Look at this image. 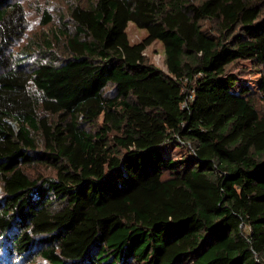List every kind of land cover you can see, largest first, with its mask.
<instances>
[{
    "label": "trees",
    "instance_id": "obj_1",
    "mask_svg": "<svg viewBox=\"0 0 264 264\" xmlns=\"http://www.w3.org/2000/svg\"><path fill=\"white\" fill-rule=\"evenodd\" d=\"M67 16L61 55L18 53L23 4L0 0L3 256L264 264V75L255 93L231 71L264 66V0H74Z\"/></svg>",
    "mask_w": 264,
    "mask_h": 264
},
{
    "label": "rangeland",
    "instance_id": "obj_2",
    "mask_svg": "<svg viewBox=\"0 0 264 264\" xmlns=\"http://www.w3.org/2000/svg\"><path fill=\"white\" fill-rule=\"evenodd\" d=\"M21 3L25 10L27 27L24 36L17 41L13 47L14 52L19 53L22 50H26V47L29 46L35 47L36 50L38 48L36 45L43 44L42 41L48 40L50 43H44L42 48H48L47 45H50L52 48L50 52L61 55L63 52L61 49L63 41H56L54 34L59 30L61 21L65 22V24L68 23V7L74 3V0H21ZM44 11L51 16V21L47 24L42 23V14ZM205 27H208V23H205ZM126 35L129 43L134 44L140 42L146 36V32L143 29L137 28L132 23H128ZM37 53L38 52H35V55L33 56L34 58L37 57ZM143 54L148 63H151L160 70L166 72L165 56L160 42L154 41L144 50ZM231 71L240 76V78L244 80L248 86L255 91V93H257V83L261 75H264V66H255L250 61L244 60L234 63L231 66ZM256 97L257 107L261 113H264V104L259 101V96ZM172 152V150H169V154ZM27 172L33 178L36 176L41 177L53 175L51 170L41 165H34L27 168ZM3 255L4 253L2 252V249H0V264H21L20 262L17 263V261L13 263L10 259H6L7 256L5 258ZM39 262L40 261L36 259L31 264H39ZM26 264H28V262H26Z\"/></svg>",
    "mask_w": 264,
    "mask_h": 264
}]
</instances>
